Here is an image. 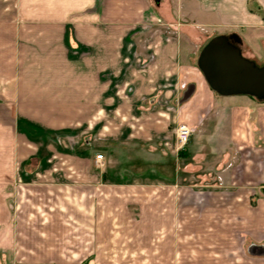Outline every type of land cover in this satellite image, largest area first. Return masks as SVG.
<instances>
[{"label":"crops","instance_id":"obj_1","mask_svg":"<svg viewBox=\"0 0 264 264\" xmlns=\"http://www.w3.org/2000/svg\"><path fill=\"white\" fill-rule=\"evenodd\" d=\"M157 1L0 0V264H264V101L216 93L196 42L198 27H240L258 57L264 0ZM214 110L215 176L180 178L190 144L168 174L159 158V178L120 180L81 142L119 136L126 153ZM37 186L49 190L35 227L21 216Z\"/></svg>","mask_w":264,"mask_h":264},{"label":"rangeland","instance_id":"obj_2","mask_svg":"<svg viewBox=\"0 0 264 264\" xmlns=\"http://www.w3.org/2000/svg\"><path fill=\"white\" fill-rule=\"evenodd\" d=\"M154 5L157 4V0H153ZM189 25H181V32H187ZM218 29V30H216ZM220 27L216 28H204V27H198L197 32L199 36V40H197V51L198 54L201 51L202 47L206 44V42L212 38L213 36L217 34H221ZM226 33L229 34L232 32H237L238 34L241 35V32H243L242 28H237V27H228L224 30ZM257 37V36H256ZM257 46V51L259 53V58L257 56H254L255 54L251 53L250 50L247 49V46L243 42L242 48L246 49V52L249 53L250 56H252L253 59L258 65H263L264 64V42L260 41L258 42ZM246 54V53H245ZM216 110H214L213 114L208 117L207 122H205L204 125H201L200 127L192 128V135L190 138V141L187 143L188 145H193V150L195 151V158L193 160V165L194 167L192 168L194 171L193 172H187L180 175L181 179H184L186 177V181H191V180H196L201 177L202 174L204 173H209L213 176H215L216 173V166L219 157L223 154L221 151L223 145L220 144V137L217 136L216 134ZM114 128L118 129L120 126L124 125V121L121 120H116L114 121ZM170 134L162 139H157V140H152L149 142H138V141H133L130 142L128 146V151L124 153V139H122L119 136H114V138L106 137L103 134L101 137L99 136H94V135H88L86 139L91 140L90 146H86L84 144V135H81V142H83V145L90 149V152L92 153V157L96 160V163L93 161L94 159L92 158V163L95 165L96 164V170L101 171L105 170L106 165L110 164L114 169H117V171H111V176L112 177H118V179L123 180L124 178H133V175H136L137 177H150V178H159V173H155L151 169L152 167H148L149 165L151 166L153 164L154 159H159L160 162L162 163L163 168H161V174L166 175L169 173V167L166 165H169L173 162V159H176L177 157V152L175 150L176 147V139H175V133L173 131L169 132ZM215 133V134H214ZM136 140V138L134 139ZM113 141V142H112ZM109 142L112 144L111 149L113 150L110 152L109 156H107L104 152L105 146L109 144ZM169 142V143H167ZM186 147V145H185ZM184 147V148H185ZM180 149V150H184ZM178 150V149H177ZM178 150V151H180ZM103 154V159L100 161H97V154ZM124 161L132 165L133 163H138L137 164V169L138 171L141 172V174L135 173L132 170H129L126 174L122 172L124 171ZM141 163V164H140ZM178 163H180V167L186 168L183 166V161L181 159H178ZM182 164V165H181ZM81 167V173L82 175L85 174V164L83 162L80 163ZM128 165V166H129ZM139 165V166H138ZM166 166V167H165ZM179 165L177 164V167ZM92 168L93 165H92ZM122 168V169H121ZM66 171L69 170L67 167L65 168ZM157 171H159L157 169ZM122 172V173H121ZM142 172L143 175H142ZM154 172V173H153ZM180 173V172H179ZM125 175V176H124ZM47 187L42 188V186H37L36 188L34 187L32 189L33 192V197L34 200H32V215L30 218L24 217L23 215L21 216L22 222H29L30 224H33V226H37L39 221L41 220V211H47L46 208L47 202L44 198V191H47ZM49 190V189H48ZM24 189H21V192L23 193ZM54 191V190H50ZM26 192V191H24ZM43 192V193H42ZM76 192V191H75ZM24 197V196H23ZM25 204L24 199L22 200V207ZM22 211H24V208H21ZM43 209V210H42ZM21 211V212H22ZM41 214V215H40ZM45 217V216H44ZM29 219V221H28ZM21 234V233H20ZM24 235V233H22ZM71 235V234H70ZM39 230H36L35 233H33V238L37 239H43L45 238Z\"/></svg>","mask_w":264,"mask_h":264},{"label":"water","instance_id":"obj_3","mask_svg":"<svg viewBox=\"0 0 264 264\" xmlns=\"http://www.w3.org/2000/svg\"><path fill=\"white\" fill-rule=\"evenodd\" d=\"M236 32L210 38L198 56V67L218 94L250 95L264 101V64L245 56Z\"/></svg>","mask_w":264,"mask_h":264},{"label":"built area","instance_id":"obj_4","mask_svg":"<svg viewBox=\"0 0 264 264\" xmlns=\"http://www.w3.org/2000/svg\"><path fill=\"white\" fill-rule=\"evenodd\" d=\"M192 128L186 123H179L175 131L176 147L178 150L183 149L190 140ZM97 161L103 159V154H97Z\"/></svg>","mask_w":264,"mask_h":264},{"label":"trees","instance_id":"obj_5","mask_svg":"<svg viewBox=\"0 0 264 264\" xmlns=\"http://www.w3.org/2000/svg\"><path fill=\"white\" fill-rule=\"evenodd\" d=\"M184 152L182 150L179 151V155L182 157Z\"/></svg>","mask_w":264,"mask_h":264}]
</instances>
